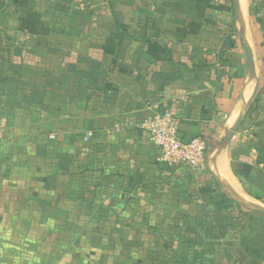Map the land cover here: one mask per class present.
<instances>
[{
	"label": "crops",
	"instance_id": "1",
	"mask_svg": "<svg viewBox=\"0 0 264 264\" xmlns=\"http://www.w3.org/2000/svg\"><path fill=\"white\" fill-rule=\"evenodd\" d=\"M246 14L255 81L232 0H0V264H264V0ZM162 110L205 171L156 161Z\"/></svg>",
	"mask_w": 264,
	"mask_h": 264
},
{
	"label": "built area",
	"instance_id": "2",
	"mask_svg": "<svg viewBox=\"0 0 264 264\" xmlns=\"http://www.w3.org/2000/svg\"><path fill=\"white\" fill-rule=\"evenodd\" d=\"M178 118L168 110L147 117L139 129L144 132L156 152V161L166 168L182 166L195 172L205 170L207 142L196 137L182 140Z\"/></svg>",
	"mask_w": 264,
	"mask_h": 264
},
{
	"label": "water",
	"instance_id": "3",
	"mask_svg": "<svg viewBox=\"0 0 264 264\" xmlns=\"http://www.w3.org/2000/svg\"><path fill=\"white\" fill-rule=\"evenodd\" d=\"M232 6H233V11H234L235 17L240 22V26H243V22L241 20V15L239 12L237 0H232ZM241 38H243V37H241ZM243 42H244L243 48L245 50V55L247 57V66L249 69V74H250V77L253 78V77H255V63H254L253 55L251 52L246 50L244 38H243ZM254 93H255V90H254L253 94ZM247 110H248V107H247ZM247 110H245V112L243 114H241V116L238 118V120L235 122V124L230 129L227 130V132H226V134L222 140L223 143H227L233 137V135L239 130V128L241 127V125L245 119ZM257 212L264 214V209H257Z\"/></svg>",
	"mask_w": 264,
	"mask_h": 264
},
{
	"label": "rangeland",
	"instance_id": "4",
	"mask_svg": "<svg viewBox=\"0 0 264 264\" xmlns=\"http://www.w3.org/2000/svg\"><path fill=\"white\" fill-rule=\"evenodd\" d=\"M247 26H248V23H247ZM245 33L247 35V40H248V42L250 44V49H251V53L253 54V57H254V60H255V64L257 66V73H256L255 77L251 78L253 81H255V79L258 78V68H259V61H258L259 58H257V54H258L257 51L258 50L256 48V41H255V39H253L252 33L249 31L248 27H247V29H245ZM236 40H237V43L240 45L241 44V40L238 39L237 36H236ZM242 53H243V51H242ZM243 56H244V54H243Z\"/></svg>",
	"mask_w": 264,
	"mask_h": 264
},
{
	"label": "bare ground",
	"instance_id": "5",
	"mask_svg": "<svg viewBox=\"0 0 264 264\" xmlns=\"http://www.w3.org/2000/svg\"><path fill=\"white\" fill-rule=\"evenodd\" d=\"M238 2H239V6H240V11H241V13H240V15L242 14L243 15V18H244V21H245V29H247V18H246V0H238ZM242 15H241V17H242ZM241 29H243V28H241ZM239 34H241V33H239ZM241 36H243L242 34H241ZM243 37H245V36H243ZM246 50L247 51H249V52H251V49L248 47V44H247V41H246Z\"/></svg>",
	"mask_w": 264,
	"mask_h": 264
},
{
	"label": "trees",
	"instance_id": "6",
	"mask_svg": "<svg viewBox=\"0 0 264 264\" xmlns=\"http://www.w3.org/2000/svg\"><path fill=\"white\" fill-rule=\"evenodd\" d=\"M262 89H264V87L263 88H260V87L258 88L257 93L255 94V97H254V102H256L258 100V97L260 96ZM250 113H251V108H249V110L247 111L246 116L248 117L250 115ZM228 203H233V202L231 200H229Z\"/></svg>",
	"mask_w": 264,
	"mask_h": 264
}]
</instances>
